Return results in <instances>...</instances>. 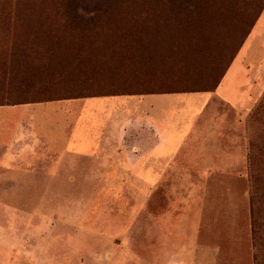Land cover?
I'll use <instances>...</instances> for the list:
<instances>
[{
	"label": "rangeland",
	"instance_id": "1",
	"mask_svg": "<svg viewBox=\"0 0 264 264\" xmlns=\"http://www.w3.org/2000/svg\"><path fill=\"white\" fill-rule=\"evenodd\" d=\"M71 1L85 10L66 13ZM263 1L0 0V18L35 19L36 12L45 7V23L60 35L57 49L68 54L72 41L85 40L87 29H95L97 23L77 25L78 35L74 36L73 27L65 21L70 16H98L102 24L121 27L127 23L118 20L132 18L127 25L139 26L141 36L159 42L176 37L209 39L212 44L191 50L185 76L159 79L150 87L154 92L203 90L209 87L205 68L215 64L218 52L221 59L227 58L223 38L243 36L250 16L260 10ZM106 18L117 19L109 22ZM231 18L237 20L227 23L240 26L241 32L237 27L223 28V19ZM191 25L194 28L189 31ZM113 35L127 36L123 32ZM171 45L163 44L162 48L167 51ZM47 59L45 55L39 61ZM126 74L121 82L136 80L130 72ZM67 80L47 92L69 87ZM230 81L219 94L228 104L238 101L242 105L247 91L238 88L247 82L246 71L242 69ZM3 83L0 80V102L1 92L7 89ZM259 83L250 108L232 107L215 99L209 102L174 164L158 182L114 173L98 179L101 175L89 174L87 164L72 160L64 170L59 166V172L56 166L37 163L17 167V173H3L0 225L11 224L18 235L32 239L27 247H32L33 255L27 264H254L251 181L255 175L264 176V79Z\"/></svg>",
	"mask_w": 264,
	"mask_h": 264
},
{
	"label": "crops",
	"instance_id": "2",
	"mask_svg": "<svg viewBox=\"0 0 264 264\" xmlns=\"http://www.w3.org/2000/svg\"><path fill=\"white\" fill-rule=\"evenodd\" d=\"M242 69L247 82L238 90L247 95L242 105L238 101L228 104L220 89L231 84ZM263 79L264 8L214 92L113 95L0 106V177L37 163L56 166L59 172L72 160L87 164L89 174L101 175L98 179L114 173L158 182L174 164L209 102L215 99L250 108ZM14 229L11 224L0 225V264H27L32 259V247H27L32 239L28 241Z\"/></svg>",
	"mask_w": 264,
	"mask_h": 264
},
{
	"label": "trees",
	"instance_id": "3",
	"mask_svg": "<svg viewBox=\"0 0 264 264\" xmlns=\"http://www.w3.org/2000/svg\"><path fill=\"white\" fill-rule=\"evenodd\" d=\"M263 8L264 1L260 10L250 16L247 30L243 36L238 34L236 36L238 39L235 37L233 39L223 38V53L227 58L221 59L218 52L215 64L205 68L208 71L206 76H209V80L206 81V84L209 85L208 88L203 90L183 89L172 92H154L150 87L157 84L159 79L169 81L185 76V64L189 56L192 55L191 50L212 44L213 41L199 40L194 37L187 39L176 37L159 42L156 38L150 39L141 36L139 32L143 30L139 26L127 25L133 22L132 18L118 20L127 23L124 24L126 26L121 27V24H102L99 22L98 16L86 19L70 16L71 18H65V21L73 27L71 31L74 36L78 35L76 33L79 30H75L77 25L87 27L89 22L97 23L95 29H87L89 34L84 37L85 40L72 41V51L71 54H68L57 49L61 43L57 41L60 35H56L45 23V18L42 17L45 7L36 12L38 17L35 19L31 17L11 19L4 16L0 18V43H3V50L0 53V80L5 82L3 84L7 86V89L1 92L0 106L113 95L214 92ZM77 10L84 11L85 9L81 8L77 2L71 1L67 6L66 13H75ZM116 19L106 18L104 21L116 22ZM191 20L198 19L191 18ZM236 20L235 18L223 19L226 22L223 28L227 31L237 27L241 32L240 26L227 23ZM216 25L214 26L216 27ZM115 26L120 27L116 28ZM148 26L153 31L155 30L150 25ZM184 28L192 31L194 25H191L189 29ZM208 28L202 30L208 31ZM121 32L125 36L127 35V39L113 35L120 33L121 36ZM169 43L172 44L171 48L164 51L163 44ZM32 54L34 57L30 59L29 56ZM45 55L48 56V59L43 60L44 62L39 61V58ZM134 69H136V73L133 71ZM127 72L132 74L131 78H136L134 82H121V78L127 77ZM64 73H67L68 76L62 77ZM63 79H68L66 84L69 87L66 86L60 92L51 94L47 92L49 88H58V83ZM60 93L74 95L62 96ZM40 95H46V98H38ZM251 183L249 203L251 233L255 248L254 264H264V176H253Z\"/></svg>",
	"mask_w": 264,
	"mask_h": 264
}]
</instances>
